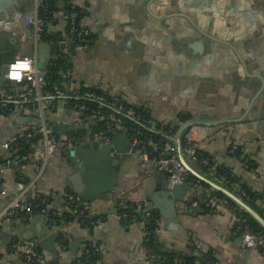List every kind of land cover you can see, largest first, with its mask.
I'll use <instances>...</instances> for the list:
<instances>
[{"label": "crops", "instance_id": "obj_1", "mask_svg": "<svg viewBox=\"0 0 264 264\" xmlns=\"http://www.w3.org/2000/svg\"><path fill=\"white\" fill-rule=\"evenodd\" d=\"M1 2V56L32 55V27L24 20L33 15L35 4L32 0ZM78 7L85 12L81 23L92 32L93 43L87 51L65 34L63 12H56L53 24L47 27L50 33L64 36L72 64V75L62 90L87 85L106 94L119 93L126 104L145 109L153 124L170 127L174 135L189 120L239 119L233 124L196 127L193 136L211 165L207 169L189 159L186 163L195 174L220 182L239 197L242 188L254 191L257 200H242L261 216L264 181L258 176L264 173V0H80ZM56 107L48 121L51 127H58V136L88 130V123L74 125L68 102ZM33 114L25 111L0 117V146L35 126ZM183 117L189 119L182 122ZM62 126L73 133H58ZM126 135L129 140L117 143L118 150L111 155L117 162L111 199L85 205L88 217H97L102 224L88 223L84 217L64 223L71 204L66 196L77 198L69 181L78 173L77 165L71 164L67 151L55 154L42 179L27 192L26 198L44 197L45 212L36 215H44L49 231L59 233L52 248L39 250L46 264H76L86 254V246L98 250L92 253L96 256L93 264H183L182 257L200 259L198 253L205 255L207 264H264V254L242 247L234 215L212 197L216 191L202 186L205 184L194 176L196 181L191 183L195 186L183 199L174 200L172 208L165 207L155 189L159 176L166 178V174L140 160L132 138ZM244 160L254 170L248 171ZM20 170L30 181L34 178L32 165ZM219 172L229 180L219 181ZM0 179L6 189V196L0 197L2 211L26 184L16 181L14 169L4 171ZM210 200L213 203L207 205ZM121 202L141 210L137 221L121 218L125 210ZM154 203L159 211H149ZM163 211L165 214L160 213ZM27 222L18 215L0 230V246L12 245L3 254L0 249V257L10 264L13 242L22 244L16 227ZM147 241L154 242V253L160 259L149 257L144 246ZM196 264H200L198 260Z\"/></svg>", "mask_w": 264, "mask_h": 264}, {"label": "built area", "instance_id": "obj_2", "mask_svg": "<svg viewBox=\"0 0 264 264\" xmlns=\"http://www.w3.org/2000/svg\"><path fill=\"white\" fill-rule=\"evenodd\" d=\"M68 3L73 9L79 8L80 0H68ZM37 8L35 7L34 13L31 17L25 18V23L32 27V38L33 42L37 43L42 39V31L44 24L38 18ZM76 14L66 15V20L69 26V38L75 39L82 50L87 51L93 43L91 30L84 25V23H76ZM51 47V60L54 57H62L65 61V65L68 68L63 76L64 80H69L72 75V64L70 58L67 55L65 44L56 45L53 42L48 43ZM31 60L30 70L22 72V78L19 81L11 80L7 74L4 76L6 82H12L14 87L10 91L6 89H0V104L11 106L10 114L15 112H32L36 118L37 124L29 127L22 134L21 138L29 139L35 135L39 136V139L34 146L30 148L28 155L21 156L18 160L5 159L4 166L0 168V175L6 171L11 170L16 166L25 168L29 165L34 167V178L26 185L19 187V193L11 198L7 206L0 211V230L3 224L10 219L23 215L28 221L36 215V211L32 207L31 203L27 202L26 195L29 190H33L36 183L42 179L45 170L51 165V162L55 154L59 151H70L79 147H86L88 144L93 142L103 143L105 145H111L114 135L117 134H129L132 138V145L134 148L139 147V159L143 162L152 163L159 171L164 172L168 175L169 186H179L185 184L190 173L185 166L180 162L177 154L175 145L170 141L174 138V133H163L159 130V127L153 124L152 120H146L145 118L138 115L133 107L127 106L123 97L117 94H108V96L95 94L89 91H81V86L74 87L69 92H64L62 89L50 92L45 89L46 86V71L45 76L41 77L40 72L37 68L36 58H29ZM18 60L23 61L24 59H17L10 65L16 63ZM50 60V61H51ZM9 72V68H8ZM64 84L62 87H65ZM88 86L85 85L84 88ZM69 101L73 104L69 105ZM54 102H68L72 111L73 123L78 126L82 123H88L97 119L99 122L104 123V130L101 132H92L87 130L81 135L69 136H58L52 132V127L48 121V113L54 106ZM84 102L97 104L99 109L91 110ZM57 106V105H55ZM85 112H89L90 116L87 117L86 121H83L81 117ZM125 121L132 123L133 127H127ZM196 127L191 128L184 134L182 142V154L203 168H210V161L203 160L199 157L201 150V143L198 139L193 136V130ZM142 131H148L152 134L160 135L167 141L168 144L161 146L159 143H153L151 140L142 139ZM12 145L10 143H4L1 145V151L6 154ZM219 181L223 182L229 180V176L224 174H216ZM260 180L264 181V173L258 176ZM234 191V190H233ZM240 195L244 198L246 194L241 191ZM6 196V189L1 185L0 179V197ZM66 199L68 202L73 203L78 201L75 196L67 195ZM213 203L210 200L207 205ZM222 206L228 209L230 213L234 215L235 223L237 225L244 224L245 219L237 216L234 212L231 204L226 200H220ZM123 209H130L125 203L121 202ZM196 205V204H194ZM141 211L136 209L132 214L122 213L121 218L130 220L132 222L137 221V213ZM45 211H41V213ZM84 212V211H83ZM81 212V214L83 213ZM147 219H151L150 213H145ZM93 224L100 225L102 220H96ZM241 245L243 248L257 249L264 254V237L258 234L250 233L249 231L244 232L241 235ZM198 249V248H197ZM195 249V251H197ZM199 251V250H198ZM149 257L153 259H160L153 251L147 250ZM86 256L89 257L88 251L85 252ZM94 254L98 253V250H93ZM91 253V254H92ZM10 256L15 259L16 257L23 259L27 263L35 262L37 264H46V259L39 254L36 250L35 243H16L13 242V250L10 252ZM0 264H10V261L0 258Z\"/></svg>", "mask_w": 264, "mask_h": 264}, {"label": "water", "instance_id": "obj_3", "mask_svg": "<svg viewBox=\"0 0 264 264\" xmlns=\"http://www.w3.org/2000/svg\"><path fill=\"white\" fill-rule=\"evenodd\" d=\"M42 0H32L36 7L40 5ZM0 0V7H1ZM32 55L23 57H12L11 59H3L0 54V89L13 88L12 82H6L4 76L8 73V68L11 63L17 59L33 58L36 57V64L41 77L45 76L47 65L51 60V47L47 42H33ZM36 121V120H35ZM240 122V120L231 121H214V123H200L196 120H189L182 124L177 130L174 138L170 141L175 145L178 158L180 162L185 166L188 172L194 176L197 180L205 185L209 186L214 191L224 195L226 199L232 202L243 213L249 216L261 229L264 231V219L253 210L242 197L236 195L230 189L223 187L220 182L216 183L198 174H195L186 163L188 160L182 154V142L184 134L193 127H212L215 124H233ZM60 134H72L73 131L66 129L65 126L61 127ZM58 127H52V132L56 134ZM129 140L126 134H117L112 139L111 145H105L103 143L93 142L86 147H79L74 150L67 151L65 155L71 158V164L77 165V172L69 181L72 183L74 194L77 196L78 201L83 204H94L100 200L111 199V195L114 193V186L117 182V174L113 170L114 165L117 162L113 159L112 152L117 149V143L121 140ZM166 174V173H165ZM194 183L186 182L183 185L170 187L168 175L166 178H160L158 185L155 189L158 196L165 207L172 208V202L176 199H183V194L186 193L190 187H194ZM159 207L154 203L149 211H159ZM165 214V212H160ZM21 219L17 220L20 223ZM47 218L44 215H35L32 219L28 220L27 225L16 227V236L18 241L33 242L35 243L36 250H49L56 242L59 233H52L49 231L47 224ZM11 264H37L35 262L27 263L23 259L16 257ZM152 264H167L166 261L153 262Z\"/></svg>", "mask_w": 264, "mask_h": 264}, {"label": "trees", "instance_id": "obj_4", "mask_svg": "<svg viewBox=\"0 0 264 264\" xmlns=\"http://www.w3.org/2000/svg\"><path fill=\"white\" fill-rule=\"evenodd\" d=\"M66 1L67 0H63L62 6H60L58 4L59 0H42L40 5L38 6V8H37L38 18L44 24L43 31H42V39H41L42 42H47V43L53 42L56 45H59V44H64V42L66 40L64 38V36H62L60 33H50L47 29V27L50 24H53L54 15L56 14V12H58V11L63 12L65 17H66V15L69 16V15L75 13L77 15L76 19H75V22L77 24L80 23L82 18L84 17V14H85L84 10H82L81 8L73 9L70 6V4ZM65 34H67V35L69 34L68 23H67V28L65 30ZM67 35H66V37H67ZM90 48H91V46H90ZM68 68H70V67H68V65H65V61L62 57H54V59H52L49 62V64L47 65V68H46V86H45V89H47L50 92H54L56 90L63 89L62 86L64 84L65 85L68 84V82H69V80L63 79V76H64V74ZM80 89H81V91H89V92H93L95 94L108 96V94L103 93L94 87L84 88V86H81ZM6 90L11 92L10 88H8ZM71 104H73V102L69 101V105H71ZM84 104L91 110L99 109L97 104L88 103V102H84ZM55 105H57V102H54V106L51 108L50 112L48 113V117L51 116L52 112L57 108ZM127 106H129V105L127 104ZM10 108H12V107L0 104V117H7L10 114V112H9ZM133 109L135 110V112L138 115L145 118L146 120L151 121V118L145 109L139 108V107H133ZM89 116H90V113L85 112L83 114V116L81 117V119L83 121H86L87 117H89ZM188 119H189V117H183L181 120H182V122H185ZM87 122H88V130L89 131L101 132L105 129L104 123L99 122L97 119H94L92 121H87ZM125 125L127 127H130V128L134 126L132 123H130L128 121H125ZM158 127H159V130H161V132H163V133H167V132L174 133V131H172L170 129V127H168V126L164 127V126L158 125ZM142 132H143V134H142L143 140H146V141L151 140L153 143H159L161 146H165L166 144H168L167 141L165 139H163L160 135L152 134L148 131H142ZM83 133H84L83 131H79L76 133V135H78V134L81 135ZM21 137L22 136H19V137L12 136L9 138V141L7 143H10L12 145V149H10L6 154L2 153L1 146H0V168H2L4 166L5 159L18 160L21 156L28 155L30 153V148H32L34 146V143H36L39 139V136H37V135H35L29 139L21 138ZM137 150L139 151V147H137ZM199 157L203 160L208 159L210 161V158L207 156V154L204 151L200 150ZM243 164L245 165V167L248 171L254 170L253 166H251L252 164L250 163V161L244 160ZM13 169L15 170L17 182L24 183V184H28L30 182V178H27L25 176V174L21 172L20 166H16ZM225 172H227V171L225 170ZM225 172H223V173H225ZM219 174H222V173L219 172ZM187 181L191 183V182L196 181V180L190 174L188 176ZM230 185H231V183L227 184V187H231ZM202 186L206 187V185H202ZM241 191H243L246 194L244 199L250 203H253L258 198L256 193L250 189L242 188ZM70 195H72V194H70ZM212 197L215 199H218V200L228 201L231 204L236 215L241 217L242 219L246 220V222L244 224L236 226L240 237L246 231H249L250 233L258 234V235H261L264 237L263 229H261L249 216H247L245 213H243L232 202H230L228 199H226V197L224 195H222L218 192H215L212 194ZM43 198L44 197H42V196L34 195V196H29L28 198H26V200H27V202L31 203L32 207L36 211L35 213H39L45 209V204L42 203ZM85 205L86 204H83L80 201H75V202L69 204V207H70L69 214L65 215L66 219H65L64 223L65 222L66 223L74 222V221H76V219H78L80 217H84L88 221V223H90L92 220L93 221L100 220L97 217L89 218L87 215L88 209ZM130 207L131 206H129V208ZM135 210H136V208H135V206H133V207H131V209H126L122 213L132 214V213H134ZM83 211H86V212H83ZM81 212H83V213L81 214ZM260 214L264 218V210L262 212L260 211ZM81 215H83V216H81ZM54 220H55V218H54ZM138 220L140 222L142 220V217L138 216ZM153 224H154V222L151 221L150 226H153ZM150 226H148L149 230L151 229ZM16 243L17 242H15V244ZM11 246L12 245L9 243L5 244V245H1L0 246L1 253H2V250H4V249L9 251L12 248ZM144 246L147 250L157 252V250H156L157 248L154 245V242H152V241H147L144 244ZM85 248H86V251L89 252L88 253L89 257H87L86 255L80 257L79 262L76 264H93V262L96 260V256H93V254L91 255V253L93 252V250H95V248H91L89 246H86ZM198 255H200V257H201L200 259L199 258L196 259V258L189 257V256L182 257L183 264H196L197 260L199 261L200 264H207L205 255H203L201 253H198ZM2 259H4V258H2Z\"/></svg>", "mask_w": 264, "mask_h": 264}, {"label": "clouds", "instance_id": "obj_5", "mask_svg": "<svg viewBox=\"0 0 264 264\" xmlns=\"http://www.w3.org/2000/svg\"><path fill=\"white\" fill-rule=\"evenodd\" d=\"M31 60L25 58L23 61L18 60L16 63L9 65L7 76L11 80L19 81L22 78L21 73L30 70Z\"/></svg>", "mask_w": 264, "mask_h": 264}]
</instances>
